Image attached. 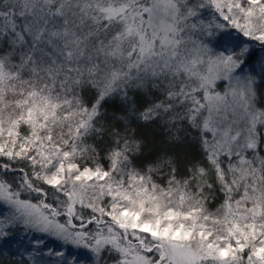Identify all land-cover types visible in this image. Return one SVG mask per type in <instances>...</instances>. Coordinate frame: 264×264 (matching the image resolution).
<instances>
[{
  "label": "snow or ice",
  "instance_id": "6c2138e0",
  "mask_svg": "<svg viewBox=\"0 0 264 264\" xmlns=\"http://www.w3.org/2000/svg\"><path fill=\"white\" fill-rule=\"evenodd\" d=\"M0 264H264V0H0Z\"/></svg>",
  "mask_w": 264,
  "mask_h": 264
}]
</instances>
